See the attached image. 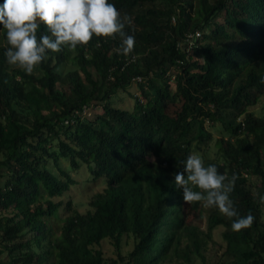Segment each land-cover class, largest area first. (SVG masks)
I'll return each mask as SVG.
<instances>
[{
	"label": "trees",
	"instance_id": "16d2710c",
	"mask_svg": "<svg viewBox=\"0 0 264 264\" xmlns=\"http://www.w3.org/2000/svg\"><path fill=\"white\" fill-rule=\"evenodd\" d=\"M109 3L131 19L127 56L119 34L94 35L86 46L49 50L40 75H29L0 47V264L1 256L7 264H206L210 235L196 222L204 219L210 231L223 228L228 264H264V111H250L264 110V0ZM46 34L40 24L38 38ZM133 82L141 94L131 95L132 109L115 105ZM94 106L102 112L83 117ZM206 123L228 136L205 166L238 176L230 198L240 216L254 217L240 232L235 217L186 204L175 187ZM126 237L133 249L123 254ZM105 241L116 258L99 248Z\"/></svg>",
	"mask_w": 264,
	"mask_h": 264
},
{
	"label": "clouds",
	"instance_id": "9594fccd",
	"mask_svg": "<svg viewBox=\"0 0 264 264\" xmlns=\"http://www.w3.org/2000/svg\"><path fill=\"white\" fill-rule=\"evenodd\" d=\"M0 24L6 30L9 47L6 58L9 65L27 74L48 58V51L58 53L63 47L70 50L78 45H88L93 36L115 38L119 34L121 54L133 52L135 37L125 31L131 19L122 16L109 0H4L0 5ZM43 24L49 34L38 38L37 30ZM264 84V79L260 80ZM183 164V171L174 173L175 187L182 189L186 204L202 202L205 208L215 207L221 214L235 219L234 232L251 227L254 217L240 216L230 194L238 179L220 174L214 164L205 166L201 155L190 154ZM194 189H199L196 191ZM264 204V196L260 197Z\"/></svg>",
	"mask_w": 264,
	"mask_h": 264
},
{
	"label": "rangeland",
	"instance_id": "374dc122",
	"mask_svg": "<svg viewBox=\"0 0 264 264\" xmlns=\"http://www.w3.org/2000/svg\"><path fill=\"white\" fill-rule=\"evenodd\" d=\"M4 1L2 2V4ZM3 34H6V30H3ZM6 47V49L9 47L7 44L6 37H2L0 42V47ZM158 52L163 55V51L161 48L158 49ZM143 66V65H142ZM14 68H18L16 66H13ZM74 64H68L67 66L62 68V71H67L69 68H74ZM144 67V66H143ZM91 72L94 74L95 77H98V73L93 69L90 68ZM33 73L36 75H40V70L38 65L34 68ZM171 74V72H168L167 75ZM137 81H141V78H137ZM174 78L170 80L171 84H173ZM174 91V86L172 88ZM132 94L140 95L141 91L138 86L137 82H133L131 86L128 87L127 90H121L117 97L114 99L115 105L119 106L120 108L124 109H132V107L135 104V99L131 96ZM145 101V100H144ZM264 101V98H263ZM250 111L255 113L256 115H261L263 113V107L261 105H256L250 108ZM84 116L86 118H89L93 120L95 118V115L102 112V108L100 106H94L91 109H86L84 111ZM205 142H199L198 140H194L193 138H196L197 131L195 128H192L191 135L188 139H193L192 146H191V152L192 153H198L201 155L202 160L204 161V164L206 160L208 159H214L217 157L218 152V146L217 142L221 138H225L228 136L223 130H221L219 127H213L210 124H205ZM252 182H255V180H251ZM79 194H75V198L77 199ZM85 200V199H83ZM197 225L200 227V230L204 231V238H207V234L210 235V238H207V245L205 250V255L207 257V263L206 264H228V261L226 262V257L223 255V252L225 251V243L222 238V227H217L213 229L212 231L208 230L207 228V221L204 220H196ZM103 253L105 254L106 258H116L117 254L115 251L114 246L111 244L110 241H105L102 243V245L99 247ZM133 249V240L130 238H124L123 239V245H122V252L123 254L129 253ZM5 261V264H7L6 258L4 256H1ZM193 264H202V261L200 258L193 257ZM170 264H187L184 259L176 258L172 261Z\"/></svg>",
	"mask_w": 264,
	"mask_h": 264
},
{
	"label": "built area",
	"instance_id": "2783aa9c",
	"mask_svg": "<svg viewBox=\"0 0 264 264\" xmlns=\"http://www.w3.org/2000/svg\"><path fill=\"white\" fill-rule=\"evenodd\" d=\"M198 36H200V34L199 33H196V35L194 36V35H192V34H189L188 35V37H187V42H189L190 43V45H193L194 44V42H195V37H198Z\"/></svg>",
	"mask_w": 264,
	"mask_h": 264
}]
</instances>
